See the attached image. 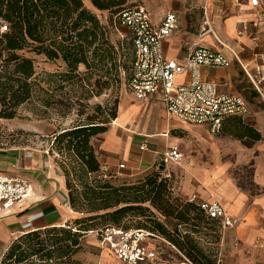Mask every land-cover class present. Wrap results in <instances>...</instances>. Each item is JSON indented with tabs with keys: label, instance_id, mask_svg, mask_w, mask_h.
Returning a JSON list of instances; mask_svg holds the SVG:
<instances>
[{
	"label": "trees",
	"instance_id": "16d2710c",
	"mask_svg": "<svg viewBox=\"0 0 264 264\" xmlns=\"http://www.w3.org/2000/svg\"><path fill=\"white\" fill-rule=\"evenodd\" d=\"M92 3L99 10L115 6L111 0ZM125 9L114 15L115 25L122 26L119 16ZM39 56L62 60L65 70L39 72ZM133 56L131 38L128 42L114 41L112 24L104 23L83 0H0V118L17 117L25 105L40 119L76 114L70 126L58 124L52 132L50 152L63 158L59 166L66 178L69 203L81 215L63 226L20 236L1 264H21L36 256L54 264H77L73 256L81 248V237L108 226L148 229L198 264H215L199 259L197 241L178 229L181 223L205 218L222 233L219 222L208 217L197 203L174 198L167 179L156 171L120 184L112 183V178H105L101 172L93 139L107 132L118 117L120 100L114 93L123 79L129 78ZM68 86L71 93L65 91ZM106 91H111V96L105 103L91 105L92 97ZM91 108L94 113H88ZM222 131L239 140L261 139L260 132L242 116L226 118ZM147 202L165 217L175 219V229L147 215L143 208ZM129 211H140L148 221L137 227L123 224ZM103 212L105 223L92 228L93 220Z\"/></svg>",
	"mask_w": 264,
	"mask_h": 264
},
{
	"label": "crops",
	"instance_id": "0c3cea01",
	"mask_svg": "<svg viewBox=\"0 0 264 264\" xmlns=\"http://www.w3.org/2000/svg\"><path fill=\"white\" fill-rule=\"evenodd\" d=\"M215 1L207 0L206 4L208 6L211 2L212 6ZM225 5L231 14L220 10L222 14L211 23L214 33H204L198 38L190 36L188 41H183L182 38L172 37L174 32L163 40V50L166 58L182 62L193 47L202 46L222 53L231 62L227 67L202 66L201 78L217 84L219 93L240 95L246 100L248 112L244 120L260 132L261 139L251 142L236 139L235 144L239 146L237 162L253 165L254 182L259 190L252 194L241 189L225 175L224 167L197 169L192 171L193 175L186 173L180 190L189 199L195 195L198 201L218 200L222 204L234 220V225L224 233V239L226 237L231 246L241 247L242 243L256 242L263 248L264 3L255 7L250 0L244 3L232 0L226 1ZM162 18L158 20L152 17V20L159 24ZM257 69L262 73L258 74L254 84L247 72L252 73ZM190 80V74H184L178 76L177 83H189ZM132 100L122 97L118 117L110 129L93 139L100 163L109 166L112 178H117L116 174L119 173L130 177L153 168H176L180 161H163L165 153L173 148L178 149L181 143L182 137L173 134L176 130L197 127L198 131L214 138L225 135L223 131L213 135L206 125L189 124L168 116L160 92L146 100ZM222 143L226 147L234 145L228 136L222 139ZM122 164L125 167L121 169ZM0 173L23 178L32 187L29 197L0 217V264L20 236L38 229L63 226L81 216L70 206L66 178L49 149H0ZM90 234H95L103 246L96 233Z\"/></svg>",
	"mask_w": 264,
	"mask_h": 264
},
{
	"label": "rangeland",
	"instance_id": "374dc122",
	"mask_svg": "<svg viewBox=\"0 0 264 264\" xmlns=\"http://www.w3.org/2000/svg\"><path fill=\"white\" fill-rule=\"evenodd\" d=\"M85 5L93 11L98 17L113 27L114 41H129V33L125 27L114 24V15L117 11L123 8L135 7L139 5L145 6L151 13L154 19L160 20L162 16L169 12L174 11L179 16V27L172 37L182 38L183 41H188L191 36L200 37L205 33L207 16L213 24L216 16L224 11L231 14L230 9L224 4L232 2V0H216L212 6L207 10V0H111L115 5L108 10H99L96 8L92 0H83ZM241 3L246 0H240ZM226 15V14H223ZM217 19V18H216ZM38 71H48L51 73L61 72L65 70V64L62 60H48L44 56H39L37 59ZM81 71L84 70L82 66ZM94 81V80H93ZM87 88H93V86ZM86 88V89H87ZM65 91L70 92V87H66ZM71 93V92H70ZM80 95V94H78ZM115 97L121 100L122 97L133 99L134 95L128 87V78H124L121 86L117 90ZM111 96V91H106L101 96L92 97L89 102L91 105L96 103H105ZM114 100V99H112ZM113 102V101H112ZM120 104V102H119ZM88 113H94V109L88 110ZM76 114L70 113L66 117L57 119L55 116L52 118L40 119L35 116L28 105L20 108L19 114L13 119L0 118V149H16V148H44L51 149L53 145L52 132L56 129L58 124L67 127L74 122ZM113 121L109 125L112 126ZM199 128L192 127L188 130H176L173 134L182 137L181 143L178 146L182 152V161L176 168H153L148 172L135 175V176H118L112 178L111 182L120 184L127 181H136L138 178L145 177L151 172H158L162 178H166L172 190L173 197L179 198L182 201H189V197L182 194L180 186L183 184L185 174L193 175L192 171L197 169H219L224 167L225 175H228L238 187L248 191L252 194L258 192L259 188L254 182V167L252 164L241 165L237 162V151L239 146L235 144L236 139L228 135L214 138L203 131H198ZM228 136L233 140V146L226 147L222 143V139ZM251 142L250 140H248ZM51 153V152H50ZM56 162L61 163L63 160L57 152L52 154ZM192 177V176H191ZM145 213L163 221L171 230L175 229L174 223L176 220L173 218L165 217L160 211L153 207L149 202L143 204ZM93 220L94 227L102 226L105 222L106 216L103 213ZM104 215V216H103ZM194 215V213H191ZM148 221L145 216L140 215V211H129L124 216L122 223L137 227L143 225ZM193 223L196 226L192 225ZM178 229L182 234H187L191 239L197 241L199 251L197 257L199 259H206L215 264H264V247L260 248L256 242L245 244L242 243L241 247L231 246L228 239H224V233H220L218 229L207 221V219H197L188 223H181ZM150 249H157L158 241L151 240L146 243ZM163 246V243H160ZM166 252H171L167 246H163ZM73 261L77 264H120L117 258L109 252L108 249L100 245L95 234H88L81 237V248L73 256ZM17 264V263H16ZM21 264H54V262H46L39 259V257H31L29 260Z\"/></svg>",
	"mask_w": 264,
	"mask_h": 264
},
{
	"label": "built area",
	"instance_id": "2783aa9c",
	"mask_svg": "<svg viewBox=\"0 0 264 264\" xmlns=\"http://www.w3.org/2000/svg\"><path fill=\"white\" fill-rule=\"evenodd\" d=\"M250 2L256 7L264 3V0ZM119 21L127 28L133 44L134 56L128 87L136 99L146 100L160 92L168 116L189 124L206 125L213 135L222 133L226 118L244 117L247 114L248 105L242 96L219 93L217 84L201 78L202 66H230L231 62L222 53L196 46L182 62L166 58L163 40L178 29V16L175 12L166 13L161 22L155 24L150 11L139 5L123 10ZM3 29H6V26ZM204 30L205 33H214L208 17ZM260 73L262 70L258 69L252 73L247 72L254 84ZM184 74H190V82L177 83L178 76ZM182 157V152L173 148L165 153L163 161H180ZM124 167V164L120 165L121 169ZM101 172L105 178L113 177L107 165H101ZM31 192L32 187L25 179L0 173V217L29 197ZM190 201L197 203L208 217L216 219L222 233L234 225V220L218 200L198 201L194 195ZM90 233H96L101 244L108 248L121 264H198L163 236L148 229L108 226L100 232ZM151 240L158 241L157 249L146 246ZM160 243L167 246L171 252L166 253Z\"/></svg>",
	"mask_w": 264,
	"mask_h": 264
}]
</instances>
